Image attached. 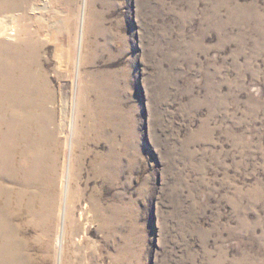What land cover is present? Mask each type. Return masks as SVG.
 Returning <instances> with one entry per match:
<instances>
[{
    "label": "rangeland",
    "instance_id": "1",
    "mask_svg": "<svg viewBox=\"0 0 264 264\" xmlns=\"http://www.w3.org/2000/svg\"><path fill=\"white\" fill-rule=\"evenodd\" d=\"M10 5L53 111L24 264H264V0Z\"/></svg>",
    "mask_w": 264,
    "mask_h": 264
},
{
    "label": "bare ground",
    "instance_id": "2",
    "mask_svg": "<svg viewBox=\"0 0 264 264\" xmlns=\"http://www.w3.org/2000/svg\"><path fill=\"white\" fill-rule=\"evenodd\" d=\"M11 2L0 0V179L9 185L12 209L8 218L0 216V231L7 236V246L0 248V264H24L18 243L23 232L21 214L25 212L15 191L38 184L46 175L45 145L51 136L47 125L52 122L53 111L48 109L52 96L46 93V84L38 82L37 51L32 50L31 44L7 42L15 34L8 33ZM30 152H34L33 156ZM23 159L22 165L18 161Z\"/></svg>",
    "mask_w": 264,
    "mask_h": 264
}]
</instances>
